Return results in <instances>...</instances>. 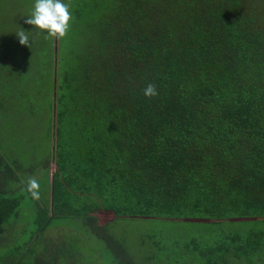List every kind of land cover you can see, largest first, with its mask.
I'll list each match as a JSON object with an SVG mask.
<instances>
[{"label":"trees","instance_id":"trees-1","mask_svg":"<svg viewBox=\"0 0 264 264\" xmlns=\"http://www.w3.org/2000/svg\"><path fill=\"white\" fill-rule=\"evenodd\" d=\"M66 2L67 34L37 28L16 60L51 62L52 182L48 202L21 216L0 151V264H143L109 231L119 219L208 227L211 238L182 244L185 264H264V0ZM60 219L87 238L45 237ZM28 223V239L10 242Z\"/></svg>","mask_w":264,"mask_h":264},{"label":"rangeland","instance_id":"rangeland-1","mask_svg":"<svg viewBox=\"0 0 264 264\" xmlns=\"http://www.w3.org/2000/svg\"><path fill=\"white\" fill-rule=\"evenodd\" d=\"M33 7L34 0H0V151L9 158L7 162L15 178L20 181L17 180L20 189L16 196L23 195L19 212L26 218L30 217L29 213H34L35 200L42 203L48 202L52 170H48L50 165L46 164L50 160L51 146H53L48 138L52 122L50 106L53 103L51 62L34 63V60H26V58H21L19 64L16 62L25 50L22 47H26L19 43L16 33L29 31L26 34L29 39H33L30 36L31 32L37 29L36 26L26 22ZM41 31L40 33L48 40L50 37L43 34L47 30ZM29 51L37 50L31 48ZM44 52L49 59L50 50L46 49ZM5 53L13 55L14 64L12 60L4 59ZM17 92L20 95H17ZM14 160L20 164L19 170L13 164ZM30 178H36L40 182V199H33L27 191ZM103 217L102 224L112 219V216L108 214H104ZM109 224V231L115 237L128 240L129 250L136 253L138 261L143 264H185L179 256L182 252V244L192 237L211 238L214 235V232L208 231V227L185 222L165 223L157 220L151 223L144 219H119ZM54 225L58 226V229L49 228L44 234L45 237L59 239L58 236L64 234L62 238L66 244H69L71 237L75 238L77 234L81 236L80 238H87L84 232L87 233L88 229L77 220L60 219L56 220ZM27 226L29 228L25 233L16 232L10 235V242L13 239H15L14 244L27 240L35 225L28 223ZM232 226L238 227L235 224ZM161 236H164L166 243L159 250L152 243ZM0 240L4 244L6 236L2 234ZM80 244L83 245V243ZM86 245L87 250L84 251V256L94 262L98 258L95 248L96 240L88 241ZM60 249L58 250L61 251ZM100 250L107 251L104 244H101ZM152 255L156 257L148 259V256ZM188 264L193 263L188 262Z\"/></svg>","mask_w":264,"mask_h":264},{"label":"clouds","instance_id":"clouds-1","mask_svg":"<svg viewBox=\"0 0 264 264\" xmlns=\"http://www.w3.org/2000/svg\"><path fill=\"white\" fill-rule=\"evenodd\" d=\"M70 4L66 0H34V7L31 15L27 19V23L36 26L43 32L45 36L63 37L67 34L72 20V12ZM29 31H21L16 33L19 37V43L29 45ZM145 96H155L157 91L154 85L149 84L144 89ZM40 182L36 178H30L27 184V191L33 199H40Z\"/></svg>","mask_w":264,"mask_h":264},{"label":"crops","instance_id":"crops-1","mask_svg":"<svg viewBox=\"0 0 264 264\" xmlns=\"http://www.w3.org/2000/svg\"><path fill=\"white\" fill-rule=\"evenodd\" d=\"M51 174V173H50ZM52 175V174H51ZM51 182H52V179H50V188H51Z\"/></svg>","mask_w":264,"mask_h":264}]
</instances>
